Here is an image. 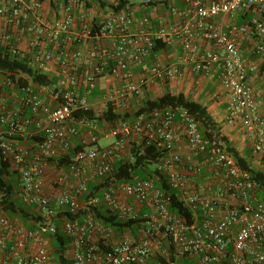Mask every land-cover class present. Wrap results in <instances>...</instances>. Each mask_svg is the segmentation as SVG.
Wrapping results in <instances>:
<instances>
[{
	"label": "built area",
	"instance_id": "1",
	"mask_svg": "<svg viewBox=\"0 0 264 264\" xmlns=\"http://www.w3.org/2000/svg\"><path fill=\"white\" fill-rule=\"evenodd\" d=\"M103 1L98 8L101 0H61L47 18L41 0H0V54L54 80L39 85L24 73L0 70V158L7 164L5 179L16 199L40 218L30 228L12 220L0 206V264H52L46 238L56 235L58 228L51 219L60 221V230L69 239L66 254L71 264H146L156 237L166 243L165 254L196 257L199 264H264V190L238 167L217 136L203 135L185 108L154 109L133 120L102 125L76 116L90 109L94 117L102 116L95 113L91 99L104 76L118 84L102 96V112L112 104L114 112L123 115L132 98L185 70L215 74L227 99L226 122L241 124L253 154L264 163L260 113L264 99L255 96L250 81L258 67L247 61L239 45L242 37L255 39L250 51L264 57V0H183V8L169 7L170 16L181 19V25L154 33L148 31L149 18H136L129 4L115 9L120 5L116 0ZM153 3L138 0L142 6ZM246 11L259 16L246 24L232 22ZM171 35L179 38L182 48L178 62L152 60L156 42L170 44ZM8 88L16 90V105L9 104ZM176 122L183 127L192 173L201 175L210 165L219 177L214 197L189 188L190 178L180 172ZM30 124L35 134H42L32 152L17 139ZM73 138L79 140V149ZM100 138L113 140L99 146ZM132 144L152 145L163 152L156 169L192 213L190 222L169 212L168 196L151 179L105 178ZM51 164L58 172L49 187L45 180ZM89 183L97 188L89 190ZM121 197L153 211L140 216L133 204L119 205ZM100 207L116 212L120 221L141 220L140 236L114 238L113 229L95 217ZM59 213L82 217L58 218Z\"/></svg>",
	"mask_w": 264,
	"mask_h": 264
},
{
	"label": "crops",
	"instance_id": "2",
	"mask_svg": "<svg viewBox=\"0 0 264 264\" xmlns=\"http://www.w3.org/2000/svg\"><path fill=\"white\" fill-rule=\"evenodd\" d=\"M43 3V14L49 18L53 11L57 9L58 4L61 0H41ZM94 1V0H91ZM120 4H129L131 9L135 12V17L140 18L142 16H146L150 20V26L148 27V31L154 33L161 28H168L170 25L179 26L181 25V19L174 18L170 16L169 7L173 6L176 8H183V0H154V3L151 6H142L139 4L131 3L129 0H116ZM105 2L101 0L99 7H103ZM258 13L255 11H246L240 12L234 20L232 21L236 25L246 24L253 19L258 18ZM220 18L216 19V22H219ZM226 22L228 19L226 18ZM1 24V22H0ZM170 44H164L163 41H159L163 44V47L155 52L153 59L163 64H173L178 62V60L182 56V48L180 45L179 38L176 35H171L169 37ZM104 42L106 44L112 45L113 42L111 39H105ZM255 43V39H248L246 37H242L239 41V45L241 50L243 51L244 56L250 64H255L258 67V70L255 74H253L250 78L254 94L257 98L264 99V57L259 55H254L251 53V48ZM200 47H204V42H199ZM55 66H49L50 70L54 69ZM118 81H114L109 77H102L98 81V86L96 91H94L93 97L91 99L92 104H94L95 113L102 115V96L106 93L107 90L113 88L114 85H117ZM16 91L14 89H5V93L8 96V101L10 105L17 104V97H14L13 92ZM171 94H179L182 93L186 97L197 101L207 108L208 114L212 118L214 122V126L217 132V137L224 148L231 147L234 149L240 157L247 160L250 167L253 169H258L264 171V163H262L258 157L253 154L251 143L245 138L244 130L240 123L228 124L226 122V114H227V99L222 91L217 76L215 74L205 76L203 74H195L190 72L189 70H185V72L179 76L170 79L166 84L160 85L156 84L148 88L144 91V99H138L137 108H133L130 100V108L127 107L125 111L128 115V120H133L135 118L134 113L136 110L141 108L146 101H152L162 96L164 93ZM13 94V95H12ZM147 95H152L149 98ZM261 115L264 118V110H260ZM24 118H30L29 110L25 111ZM173 130L176 134L181 136V141L175 147V151L180 155L182 160L179 165V170L181 173L190 178L189 188L194 189L199 194L203 195L206 198L214 197L218 185L220 184L219 177L214 173L210 165H205L203 167L201 175H194L192 170L190 169L191 161L188 159L189 149L186 144V141L183 136V127L176 122L173 126ZM19 142L27 149H30L31 152L34 149L36 142L42 139V134H35V128L33 124L27 125L24 127V133L21 137L17 138ZM79 140L73 138L74 146H78ZM120 159H116L115 161H119ZM154 164V169H148L147 165L144 168V173L154 172L157 168V163ZM55 165H52L47 169L46 172V183L50 187L51 181L55 173ZM146 170V171H145ZM155 174L153 173V175ZM154 184L158 183L157 177L154 180ZM93 184V183H91ZM157 187V186H156ZM125 203L133 204L134 208L138 210L140 216L147 215L153 211L152 207L147 205H138L135 203L132 198H119V205H123ZM106 209L104 207L97 208L96 210ZM95 210V213H96ZM54 224L58 222L60 225V221L58 219L54 220ZM140 224V223H139ZM139 226V227H138ZM133 228H122L120 231H114V238H118L121 235H127L134 239H137L141 234V224ZM47 246L50 249H54L52 240L50 237L46 238ZM152 246V254L150 255L146 264H159L160 259H169L171 256V251L168 254H165V250L167 249V245L164 241L159 239V237L154 238L151 243ZM174 257V256H173ZM196 261L198 260L196 257H174V260L171 261L173 264H179L181 261ZM199 264V263H198Z\"/></svg>",
	"mask_w": 264,
	"mask_h": 264
},
{
	"label": "trees",
	"instance_id": "3",
	"mask_svg": "<svg viewBox=\"0 0 264 264\" xmlns=\"http://www.w3.org/2000/svg\"><path fill=\"white\" fill-rule=\"evenodd\" d=\"M123 5L120 4L119 7H114L115 9L120 8ZM163 47V44L159 41L156 42L154 50L157 52ZM0 70L12 71V72H21L26 74L33 83L39 85H49L54 82L53 79H50L45 74H40L32 71L27 65L20 60L12 59L8 55L0 54ZM21 81V80H20ZM22 82V81H21ZM164 107H183L185 108L198 122L200 125L201 132L204 136L211 137L213 135L217 136V132L214 126V122L210 115L208 114L207 108L202 104L194 101L184 94H171L169 92L164 93L162 96L158 97L152 101H146L145 104L135 111L134 116H137L144 112H149L154 109H161ZM115 106L108 104L106 111L100 117H94L93 111H78L76 116H86L88 119H96L97 121H108L114 123L115 121L121 119H128L127 114H119L114 112ZM75 115V113H74ZM76 149H79L80 146H76ZM228 154L234 159L236 164L241 170H244L250 174V176L258 183L259 187L264 190V171L253 169L250 167L246 159L239 156V154L232 149L231 147L224 148ZM131 158L132 161L121 159L119 161H114L112 164V171L105 177L106 179L114 177L115 179H131L133 176H137L140 179H147L146 176H151V172L144 173V168L147 165L158 163L159 159L163 156V152L156 149L154 146L150 145L145 147L141 144H132L131 146ZM63 161L60 159V162ZM263 163V162H262ZM7 164L0 158V193L1 200L0 206L12 219H19L28 227H32L34 223L40 220L33 212L28 210L23 206L14 196L12 192V187L9 185L8 181L5 179L7 174L6 172ZM158 183H155V186L169 198L168 210L173 214H178L184 218L186 222L192 220V213L190 210L180 201L178 192L171 189L168 186L165 176L157 171L153 172ZM104 178V179H105ZM102 180V179H101ZM154 183V182H153ZM97 185L88 184L89 190H95ZM96 210V209H95ZM73 219L81 218L82 213L74 215L68 213H59L58 218ZM95 217L101 221L105 226L111 227L113 231H120L122 228H133L140 225L139 219H129L126 221H120L116 217V212L103 209L96 210ZM56 227L58 232L56 235L51 236L52 244L54 247L53 251V262L55 264H71V262L66 257V251L68 249L69 239L61 232L60 225L56 222ZM139 227V226H138ZM174 260V257L171 255L169 259H160L159 264H171V261Z\"/></svg>",
	"mask_w": 264,
	"mask_h": 264
},
{
	"label": "rangeland",
	"instance_id": "4",
	"mask_svg": "<svg viewBox=\"0 0 264 264\" xmlns=\"http://www.w3.org/2000/svg\"><path fill=\"white\" fill-rule=\"evenodd\" d=\"M131 3H134V4H138V0H129ZM149 96V98L150 97H152V95H147V97ZM138 99H144L145 100V98H144V95L143 94H141L140 96H137V97H135L134 99H132L131 100V102H132V106H133V108H137V104H135V103H137V101H138ZM129 108H130V106H129ZM102 109H103V107H102ZM127 115H129V114H127ZM99 117V116H98ZM95 122L96 123H98L99 125H102V124H104L106 121H97V120H95ZM112 138H100V140L98 141V145L99 146H106V145H108L109 143H111L112 142ZM131 149V148H130ZM132 156H131V150H129L128 152H127V154L123 157V159H125V160H128V161H132V158H131ZM57 168H58V166H55V173H57L58 172V170H57ZM154 169V164H150L149 166H148V169ZM151 175H153V172L151 171ZM147 178H149V179H151L153 182H155L154 180L156 179V175L155 176H146ZM53 178L54 179H56L57 178V175L55 174L54 176H53ZM26 208H28V207H26ZM28 210H30L31 212H32V209L31 208H28ZM51 222H55L54 221V219H51ZM49 251H50V254H51V259L53 258V251H54V249H49ZM66 256H67V254H66ZM68 257L69 256H67V259H68ZM52 264H55L54 262H53V260H52ZM179 264H198L196 261H194V260H192V262L191 261H181V262H179Z\"/></svg>",
	"mask_w": 264,
	"mask_h": 264
}]
</instances>
